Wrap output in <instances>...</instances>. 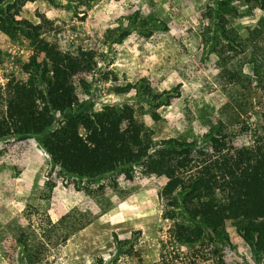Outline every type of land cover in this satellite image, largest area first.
I'll list each match as a JSON object with an SVG mask.
<instances>
[{"label":"rangeland","instance_id":"1","mask_svg":"<svg viewBox=\"0 0 264 264\" xmlns=\"http://www.w3.org/2000/svg\"><path fill=\"white\" fill-rule=\"evenodd\" d=\"M41 15L45 37L62 50L95 53V69L75 78L81 100L96 110L134 104L155 141L201 135L216 123L227 101L219 49L228 35L235 50L226 60L251 78L257 104L231 150L262 137L264 0H35L17 18L40 23ZM32 54L27 39L0 32V86L26 78L22 65ZM142 80L160 94L157 120L135 88L125 90ZM0 149V264H261L231 221L226 245L176 239L159 197L164 176L138 172L118 176L117 185L104 178V189L95 184L88 194L84 182L51 167L35 138L1 140ZM71 211L88 223L57 245L53 223ZM12 222L34 230L41 256L23 259Z\"/></svg>","mask_w":264,"mask_h":264},{"label":"trees","instance_id":"2","mask_svg":"<svg viewBox=\"0 0 264 264\" xmlns=\"http://www.w3.org/2000/svg\"><path fill=\"white\" fill-rule=\"evenodd\" d=\"M28 1L35 0H0V32L12 41L27 39L33 50L22 65L26 78H8L0 86V141L35 138L51 167L84 182L88 194L96 192L95 184L104 189V178L117 185L118 176L132 180L138 172L164 176L159 197L176 239L188 245L206 239L226 245L225 224L231 221L264 264V131L261 138L231 150L237 135L248 130L247 119L257 106L251 78L226 60L229 50H235L234 40L225 36L229 42L219 49L225 61L220 85L227 101L216 123L201 135L155 141L134 104L96 110L81 100L75 78L95 69L94 51L62 50L45 37L49 21L44 15L40 23L18 19ZM133 88L148 113L159 119L160 94L146 80L125 90ZM257 88L264 92V80ZM258 103L264 122V100ZM87 223L75 211L54 222L57 245ZM12 231L23 259L43 254L31 239L34 230L20 225Z\"/></svg>","mask_w":264,"mask_h":264}]
</instances>
